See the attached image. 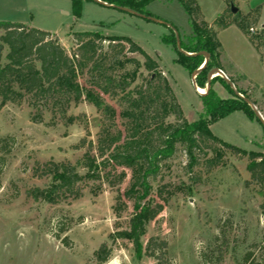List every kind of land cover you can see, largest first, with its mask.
Here are the masks:
<instances>
[{"label": "rangeland", "instance_id": "rangeland-1", "mask_svg": "<svg viewBox=\"0 0 264 264\" xmlns=\"http://www.w3.org/2000/svg\"><path fill=\"white\" fill-rule=\"evenodd\" d=\"M196 2L201 18L217 32L221 47L220 68L227 71L233 66L249 76L255 84L244 80L236 83L233 89L264 115V31L261 28L264 26V0H233L232 4L247 25L254 48L248 41L250 38L236 26L219 31L214 26L220 14L224 22L232 19L231 5L228 7L222 0ZM257 7L258 12L255 11ZM145 10L155 20L102 6L92 0L81 2L78 15L73 12L71 0H0V21L49 32L66 53L73 49L72 32H99L104 37L129 38L158 64L185 119L194 122L202 110L201 98L192 86L191 74L175 61L177 45L174 49L161 41L174 30L180 42L190 43L193 35L188 17L175 0L153 1ZM250 28L253 33L249 32ZM103 45L105 48L107 41ZM5 53L1 65L6 64ZM79 82L84 84L82 80ZM212 89L219 98L230 97L218 81L212 84ZM32 112L25 102L20 106L0 107V139L7 136L14 139L12 151L0 172V264H96L93 253L103 243L112 250L105 264H157L144 255L137 258L126 241L110 240L116 229L126 226L133 212V203L123 198L126 206L119 218L112 209L116 196L122 195L129 184L128 170H124L125 177L120 185L111 187L104 180L84 182L78 199H67L56 205L33 202L25 196L27 189L43 188L48 183L45 178L32 176L36 163L75 164L85 149L74 148L82 139L85 144L90 141L95 147L100 129V113L85 102L71 103L64 117L43 112L40 123L30 120ZM68 118H74L72 124L67 123ZM209 130L225 143L246 151H257L250 141L257 142L264 134L260 122L249 121L238 111L211 124ZM263 143L264 139L259 141L260 145ZM224 161V167H217L203 177L202 184L195 187L191 196L184 191L173 195L155 221L147 225L142 245L150 237L166 241L167 264H203L199 254L209 255L215 243L220 245L221 232L225 234L228 246L222 249L218 264H242L246 252L264 246L261 198L253 186L246 188L244 185L249 179L246 160L226 156ZM184 163L182 154H176L168 162L169 170L162 171V179L152 184L151 195L154 196L160 184L188 185V177L181 170ZM78 172L82 174L83 170ZM59 227L65 231L59 233ZM216 236H219L217 242ZM64 238L68 241L66 247L62 244ZM207 264H215L214 259Z\"/></svg>", "mask_w": 264, "mask_h": 264}, {"label": "trees", "instance_id": "trees-1", "mask_svg": "<svg viewBox=\"0 0 264 264\" xmlns=\"http://www.w3.org/2000/svg\"><path fill=\"white\" fill-rule=\"evenodd\" d=\"M71 1L73 12L78 15L81 2L91 0ZM100 1L106 3V7L124 8L152 17L145 10L147 4L170 0ZM175 1L183 7L193 35L190 43L180 42V48L188 54L200 51L209 54L205 68L195 77L197 88L205 90L208 71L211 68L221 69L218 63L221 47L217 32L201 18L196 0ZM222 1L228 7L233 4V0ZM258 9L255 11L258 12ZM221 18L222 15H218L213 23L218 31L234 25L252 42L248 27L238 13L232 15L229 22ZM71 37L73 49L66 53L49 32L20 23L0 21V61L6 51V64H0V107L9 104L20 106L25 102L33 111L30 115L33 123L42 122V114L46 111L64 117L71 103L85 102L100 113V129L95 147L90 141L85 144L82 139L74 149L83 148L85 152L75 164L52 161L36 163L32 176L45 178L48 183L43 188L27 189V198L49 205L67 199L75 200L81 196V184L84 182L104 180L109 186L115 187L122 183L124 170H128L129 184L122 195L116 196L112 209L115 217L119 218L126 206L122 202L123 198L133 203V212L126 226L116 229L110 240L126 241L132 246L137 258L144 255L157 264H167L166 241L150 237L142 245L147 225L155 221L173 195L184 191L187 196H191L195 187L202 184L203 177L217 167H224L226 156H232L237 160H246L245 170L249 179L244 185L246 188L253 186L257 191L261 198L259 208L264 217V143L260 145L259 142H253L257 151H246L225 143L209 130L211 124L237 111L250 121L257 120L246 103L248 100L235 95L223 79L214 77L210 89L200 96L202 110L198 119L188 122L158 64L129 38L104 37L99 32H72ZM105 41L107 45L104 48ZM161 41L176 49L173 32L162 37ZM177 53L175 61L190 74L203 63L201 56ZM144 73L146 75L143 77ZM79 80L84 81V84ZM215 81L224 86L229 98L217 96L212 89ZM230 82L233 83L232 80ZM251 103L255 106L254 102ZM66 121L72 124L74 118ZM13 143L14 139L10 136L0 139V172L12 151ZM179 153L185 160L181 170L188 177L189 184H160L152 196V184L162 179L161 173L170 168L168 162ZM79 169L83 170L82 174L78 172ZM57 231L63 233L65 230L59 227ZM221 237V244L215 243L209 255L199 254L203 264L211 259H214L215 264L220 263L222 249L228 246L223 232ZM218 239L219 236H216L215 242ZM62 244L68 246L66 238ZM111 252V248L103 243L93 253V259L96 264H105ZM242 264H264V246L258 247L257 251L246 252Z\"/></svg>", "mask_w": 264, "mask_h": 264}, {"label": "water", "instance_id": "water-1", "mask_svg": "<svg viewBox=\"0 0 264 264\" xmlns=\"http://www.w3.org/2000/svg\"><path fill=\"white\" fill-rule=\"evenodd\" d=\"M93 2H95V3H97V4H99V5H102V6H108L106 3H103V2H101L100 0H92ZM109 7H113V6H109ZM116 9H119V10H122V11H126V12H129V13H132V14H135V15H137V16H140V17H143V18H146V19H148V20H155V19H153V18H151V17H148V16H144V15H142V14H138V13H135V12H132V11H130V10H128V9H124V8H119V7H116ZM230 12L232 13V14H235L236 12H237V8L236 7H234L233 5H231L230 6ZM173 31V33H174V35H175V39H176V45H177V50H178V52H180V53H182V54H184V55H186V56H201V57H203V63L200 65V67L198 68V69H196L192 74H191V83H192V86H193V88L196 90V88H197V86H196V84H195V77H196V75L200 72V71H202L204 68H205V66H206V64H207V62H208V60H209V54L207 53V52H204V51H200V52H198V53H196V54H188V53H186V52H184L180 47H179V36H178V34L174 31V30H172ZM214 77H220L221 79H223V81L234 91V89H233V85H232V83L223 75V73L218 69V68H211L209 71H208V74H207V83H206V86H205V93L204 94H199L198 93V95L199 96H204L205 94H206V92L210 89V85H211V80L214 78ZM234 93H235V95H237L238 97H240V98H242L238 93H236L235 91H234ZM246 103H247V105L248 106H250V108L252 109V111L254 112V115H255V117H256V119L257 120H259V122H261V124L263 125V127H264V122L262 121V119H261V117H260V114H259V112L257 111V110H255L250 104H249V102L248 101H246Z\"/></svg>", "mask_w": 264, "mask_h": 264}, {"label": "crops", "instance_id": "crops-1", "mask_svg": "<svg viewBox=\"0 0 264 264\" xmlns=\"http://www.w3.org/2000/svg\"><path fill=\"white\" fill-rule=\"evenodd\" d=\"M231 26V25H230ZM229 27V26H228ZM262 29H264V26H262L261 27ZM249 41V40H248ZM250 42V41H249ZM250 44H251V42H250ZM251 46L253 47V45L251 44ZM254 48V47H253ZM232 67V68H231ZM222 73H223V75L230 81V80H232L233 81V83H232V85H233V87L235 86V84L236 83H238V82H242V81H246L247 83H253V84H255L250 78H249V76H247V74L246 73H244V72H242V71H240L239 69H237V68H235V67H233V66H230V68L229 69H227V71H225L223 68H221V69H219ZM238 78H240V79H238ZM256 86V85H255ZM256 88L258 89V87L256 86ZM259 90V89H258ZM259 112V114H260V117H261V119H262V121L264 122V115H262V112L259 110L258 111ZM250 121V120H249ZM261 123V122H260ZM264 135V134H263ZM263 135H262V137H261V139L259 138V141H261L262 139H263ZM259 141H257V142H259ZM253 142H255V141H250V145L253 147Z\"/></svg>", "mask_w": 264, "mask_h": 264}, {"label": "bare ground", "instance_id": "bare-ground-1", "mask_svg": "<svg viewBox=\"0 0 264 264\" xmlns=\"http://www.w3.org/2000/svg\"><path fill=\"white\" fill-rule=\"evenodd\" d=\"M195 90V89H194ZM197 93H199V94H204L205 93V90H203V89H200V88H196V90H195Z\"/></svg>", "mask_w": 264, "mask_h": 264}, {"label": "built area", "instance_id": "built-area-1", "mask_svg": "<svg viewBox=\"0 0 264 264\" xmlns=\"http://www.w3.org/2000/svg\"><path fill=\"white\" fill-rule=\"evenodd\" d=\"M249 32L253 33V32H254V30H253L252 28H250V29H249Z\"/></svg>", "mask_w": 264, "mask_h": 264}]
</instances>
